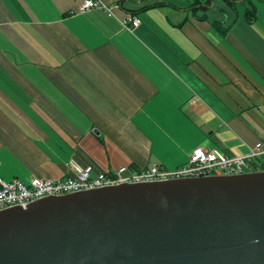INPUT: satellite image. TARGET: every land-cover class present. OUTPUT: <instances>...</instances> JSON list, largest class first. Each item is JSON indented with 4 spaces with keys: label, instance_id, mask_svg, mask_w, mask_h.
<instances>
[{
    "label": "crops",
    "instance_id": "0c3cea01",
    "mask_svg": "<svg viewBox=\"0 0 264 264\" xmlns=\"http://www.w3.org/2000/svg\"><path fill=\"white\" fill-rule=\"evenodd\" d=\"M100 1L0 0L1 177L173 169L263 138L264 0Z\"/></svg>",
    "mask_w": 264,
    "mask_h": 264
},
{
    "label": "water",
    "instance_id": "95a60500",
    "mask_svg": "<svg viewBox=\"0 0 264 264\" xmlns=\"http://www.w3.org/2000/svg\"><path fill=\"white\" fill-rule=\"evenodd\" d=\"M0 264H264V170L121 183L1 209Z\"/></svg>",
    "mask_w": 264,
    "mask_h": 264
},
{
    "label": "built area",
    "instance_id": "2783aa9c",
    "mask_svg": "<svg viewBox=\"0 0 264 264\" xmlns=\"http://www.w3.org/2000/svg\"><path fill=\"white\" fill-rule=\"evenodd\" d=\"M91 8H102L108 14L111 13L109 7L100 0H82L79 11L85 12ZM139 24L140 20L135 15H130L123 20V25L128 30L136 28ZM258 157H264V136L255 142L248 153L233 156L226 155L218 149L197 146L191 151L186 162L173 169L158 164L136 170L121 166L112 171H99L93 175L92 167L86 166L77 169L73 177L59 179L30 177L24 181L19 178L6 180L0 176V210L17 205L25 207L28 203L44 196L63 195L121 183L232 175L255 171L251 161Z\"/></svg>",
    "mask_w": 264,
    "mask_h": 264
},
{
    "label": "trees",
    "instance_id": "16d2710c",
    "mask_svg": "<svg viewBox=\"0 0 264 264\" xmlns=\"http://www.w3.org/2000/svg\"><path fill=\"white\" fill-rule=\"evenodd\" d=\"M226 1H228L229 3H233L236 0H226ZM211 3H212V0H205L202 3L200 0H193L191 3V7L197 6V4H199L198 6L200 8L206 9L211 5ZM247 18L250 20L255 18V7L253 5L249 7V9L247 10ZM251 165H252L253 170H257V169L264 170V157H258V158L253 159L251 161Z\"/></svg>",
    "mask_w": 264,
    "mask_h": 264
},
{
    "label": "rangeland",
    "instance_id": "374dc122",
    "mask_svg": "<svg viewBox=\"0 0 264 264\" xmlns=\"http://www.w3.org/2000/svg\"><path fill=\"white\" fill-rule=\"evenodd\" d=\"M218 1H220V0H218ZM214 8H217V6L215 5ZM210 9H211V8H210ZM6 180H9V179H6Z\"/></svg>",
    "mask_w": 264,
    "mask_h": 264
}]
</instances>
